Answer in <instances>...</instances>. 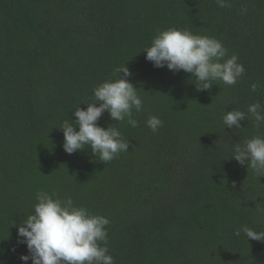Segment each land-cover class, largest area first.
Wrapping results in <instances>:
<instances>
[{
  "label": "trees",
  "instance_id": "obj_1",
  "mask_svg": "<svg viewBox=\"0 0 264 264\" xmlns=\"http://www.w3.org/2000/svg\"><path fill=\"white\" fill-rule=\"evenodd\" d=\"M228 2L0 0V264L28 255L17 229L37 191L108 218L115 264H264V242L234 235L264 231V176L231 159L264 124L222 122L264 106V0ZM172 27L218 39L244 75L197 91L191 74L153 67L143 51ZM122 65L144 105L138 127L118 125L128 151L107 163L65 153L62 122ZM149 116L163 121L155 133ZM98 124L116 126L107 112Z\"/></svg>",
  "mask_w": 264,
  "mask_h": 264
},
{
  "label": "clouds",
  "instance_id": "obj_2",
  "mask_svg": "<svg viewBox=\"0 0 264 264\" xmlns=\"http://www.w3.org/2000/svg\"><path fill=\"white\" fill-rule=\"evenodd\" d=\"M215 3L220 8L230 7L228 0H215ZM143 52L155 68L191 74L197 91H208L217 82L233 86L245 73L238 56L229 57L228 49L218 39L194 35L188 29L172 27L158 32ZM113 76L115 79L93 89L91 102L83 103L86 110L75 109V121L62 122L65 153L71 155L90 148L93 156L107 163L128 151L129 143L118 125L138 127L133 111L141 113L144 105L138 89L129 82L132 73L125 65L115 68ZM256 89L257 85L253 84L251 90ZM105 112L116 126H99L98 121ZM245 119L254 120L259 128L264 124V106L256 102L248 106L247 114L231 110L222 116L223 125L229 129L242 128L241 122ZM145 124L153 133L163 127V121L157 116H149ZM231 159L264 176V136L233 144ZM36 201L17 229V242L25 244L28 251V255L20 256L23 264L29 260L31 264H115L109 254L108 218L77 207L71 197L60 198L56 193L37 191ZM234 235L243 236L247 242H264V231L248 226L235 229Z\"/></svg>",
  "mask_w": 264,
  "mask_h": 264
}]
</instances>
